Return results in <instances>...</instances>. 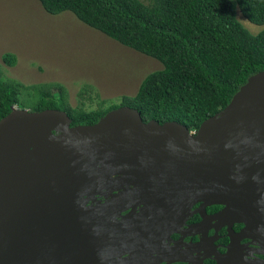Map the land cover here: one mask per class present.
<instances>
[{
    "label": "water",
    "instance_id": "water-1",
    "mask_svg": "<svg viewBox=\"0 0 264 264\" xmlns=\"http://www.w3.org/2000/svg\"><path fill=\"white\" fill-rule=\"evenodd\" d=\"M71 123L57 108H15L0 120V264H106V254L147 253L199 200L264 226V71L196 130L146 122L131 106ZM112 192L113 203L95 204ZM125 207L134 210L122 215ZM111 232L121 235L112 250Z\"/></svg>",
    "mask_w": 264,
    "mask_h": 264
},
{
    "label": "trees",
    "instance_id": "trees-1",
    "mask_svg": "<svg viewBox=\"0 0 264 264\" xmlns=\"http://www.w3.org/2000/svg\"><path fill=\"white\" fill-rule=\"evenodd\" d=\"M50 14L74 13L88 26L162 62L135 95L95 109L76 107L61 82L24 85L0 77V120L21 110H65L72 126L94 124L119 106L137 108L143 120H175L191 130L224 109L249 77L264 71V29L254 34L238 19L264 25V0H39ZM4 61L14 66L16 56ZM2 72L0 69V76ZM92 90L86 85L80 95Z\"/></svg>",
    "mask_w": 264,
    "mask_h": 264
},
{
    "label": "rangeland",
    "instance_id": "rangeland-1",
    "mask_svg": "<svg viewBox=\"0 0 264 264\" xmlns=\"http://www.w3.org/2000/svg\"><path fill=\"white\" fill-rule=\"evenodd\" d=\"M237 16L254 34L264 29L239 9ZM8 52L16 56L14 66L3 59ZM162 68L158 59L121 44L70 11L50 14L39 0H0V77L24 85L61 82L75 113L81 106L97 108L102 99L118 103L124 94L135 95L143 79ZM86 85L92 90L80 95Z\"/></svg>",
    "mask_w": 264,
    "mask_h": 264
},
{
    "label": "flooded vegetation",
    "instance_id": "flooded-vegetation-1",
    "mask_svg": "<svg viewBox=\"0 0 264 264\" xmlns=\"http://www.w3.org/2000/svg\"><path fill=\"white\" fill-rule=\"evenodd\" d=\"M116 194L104 197L100 193L95 204H111ZM139 209L140 206L136 207V212ZM131 210L134 209L125 207L121 213L127 215ZM225 210L226 205L208 204L205 200L186 204L180 224L168 223L169 237H153L157 246L151 251L137 254L124 251L119 257L114 253L101 257L106 264H114L118 258L124 260L123 264H264V226L232 221L224 216ZM109 222L119 223L120 227L124 224L120 217H111ZM120 239L119 233H109L106 241L110 246L106 248L112 250L116 243H121Z\"/></svg>",
    "mask_w": 264,
    "mask_h": 264
}]
</instances>
